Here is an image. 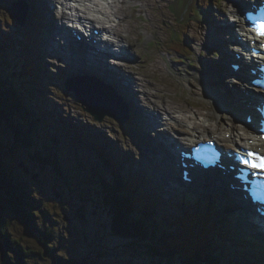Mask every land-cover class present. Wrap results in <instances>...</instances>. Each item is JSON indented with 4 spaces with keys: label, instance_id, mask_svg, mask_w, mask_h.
I'll list each match as a JSON object with an SVG mask.
<instances>
[{
    "label": "rangeland",
    "instance_id": "1",
    "mask_svg": "<svg viewBox=\"0 0 264 264\" xmlns=\"http://www.w3.org/2000/svg\"><path fill=\"white\" fill-rule=\"evenodd\" d=\"M32 1L33 4H35V1L37 2V0ZM50 1L58 8L59 5L57 0ZM205 1L207 0H198V3L201 7H204L206 4ZM16 2L15 0H0V26L2 20H8L9 18L12 20L16 18L18 22L23 20L28 24V19H23V10L19 11L14 7ZM170 2L174 3L172 6L173 13L171 14L168 10ZM231 2L232 0H218L220 8L217 13L221 14V17L218 15L217 17L222 23L234 20L231 16V12L236 9ZM192 3L193 0H189L188 2H185V0H113L110 5L104 7V5L99 4V0H96L94 7L97 9L88 7L87 9L83 8L81 11H77V14L91 18H97L95 11H98V9L108 13L104 20L97 19L98 23L95 22L94 25H105L109 20L113 19L114 16H118L122 19V24L120 23L115 27L116 34L120 36L122 40L131 44L132 50L130 53L135 55V59L128 58L123 64L119 65L118 70L124 75H130L129 70H131V76L135 82V87H133L135 89L134 96L136 102L142 106L160 110L159 118L163 122L162 124L166 126L160 125L158 128H164L163 130L160 129L162 132L167 130L166 133H168L170 137L176 135V127H183L186 129L185 127L188 128V126L192 128L193 124H197L200 127L203 126V118L206 116V118L210 119L208 124L212 127L209 131L214 130L217 123L212 121L213 115L216 113L219 104H225L223 102V95V100L218 93L215 98H211L206 89L211 81L217 80L208 75L211 62H215L220 58L217 55L219 50L216 49L213 44L218 40L216 37L211 38L208 32L211 30L209 29L210 22H205L206 20L201 22L191 21L185 26V23L179 24L174 20L179 19L180 22H182L184 18L186 21H188V19L198 20L201 17L199 8L195 5L196 3L191 6ZM215 3H217V0H212V2L208 4L209 6L204 7V10L215 13L216 9L212 6ZM28 7L31 8L29 0L27 6V10L29 11ZM13 10L15 11L16 17L12 16L11 12ZM90 10L94 11V13H90ZM20 14L21 17L19 16ZM54 14L55 11L52 15L53 23L57 22L58 24L59 20L54 19ZM20 24L22 25V22H20ZM221 30L220 39L224 40L226 35L223 31L224 29L221 28ZM43 31L45 39L42 44L44 45H34L40 65L47 70L45 71L46 73L41 71L42 77L45 80L44 86H46L48 90V95L43 101L49 97L52 104L69 108V115H71V118L79 120V122L75 121L77 125L86 122L87 124L85 127H87L88 123L93 119L87 110H97L99 106H96L94 101L87 103L81 102L79 105L84 109H79L81 108L79 105L77 107L72 104L75 100L73 94H71L69 98H63L62 94H64L65 91L57 84L58 78L66 77L69 79L70 76L77 77L79 74L76 68L80 63L77 61L75 62L73 59L69 58V56L59 58L58 56L63 52L61 50H52L50 46V44H54L52 41L54 32L50 29H45ZM180 31L182 35H179L178 32ZM178 37L181 39H178ZM181 40L186 44V47L192 49V56L185 57L186 59L191 58L192 61L183 60L185 65L175 62L178 60V57L168 46V43H171L174 47L178 48V43H180ZM67 50V52L71 53L70 49ZM182 52L187 54L185 49H182ZM21 53L23 54L24 52L21 51ZM188 64H191V66H188ZM100 74L99 72V75ZM222 77L226 78V75ZM226 80L227 78L222 80L224 84H227L225 82ZM224 84H221L220 81V88L222 86L226 87ZM130 88L129 86L123 90H127V92L130 93L132 92ZM222 90L223 88L221 91ZM53 92L56 93L55 96L51 95ZM213 92L215 93L216 90L214 89ZM36 97L41 100L40 96L36 95ZM131 98L132 97H129V102H131ZM173 102L176 105H182V107L169 109L168 105L173 104L176 106ZM41 104L44 107H49L45 102ZM26 105L28 106L27 103H25V106ZM57 112L58 114L60 113L63 118H67V113L63 108H58ZM96 113L102 121L97 122L94 120L99 127V129L94 127V132L100 137L97 139L90 137L91 141L102 147L105 151L109 150L110 146L103 145V142H105V140L112 142L111 145L115 144L116 147H114V149H117V153L119 155L122 154L124 158H130L131 156L129 154L132 153L133 157L131 158H135L133 163L137 165L136 167L134 164L133 166L130 165L129 170L124 168L123 171L125 173L122 172L121 175L124 174V176H126L127 170L131 172L137 171V169H144L143 163L146 154H144V148L140 144V138L146 141H152V139L147 136V134L145 137L141 136V132H144L142 128H140L138 135L135 128L129 130L127 127L110 119L113 117L115 120H119L114 114L113 109L96 111ZM134 113L137 112L134 111ZM106 114H109L110 117L106 116ZM231 117L232 115L229 110L221 115L224 122L225 119ZM185 119L189 120L185 121L186 123L182 122V120ZM121 120L123 122L124 118L121 117ZM43 123L46 124L44 119ZM56 124L60 129L62 124ZM118 126H122L124 129L120 130L117 128ZM41 127L44 129V133L50 132L44 128L43 124H41ZM191 132L192 131L189 130L188 134H192ZM4 135L8 138L9 142L13 139L12 134L7 128L3 136ZM204 136V133L199 135V137ZM182 138H184V135H182ZM83 139L86 140L84 142L85 144L89 142L87 137ZM185 142H187V140ZM64 143L65 144H62L64 150L59 158L65 160V166L62 167L64 172H61L59 175L51 172L48 168V166H55V159L53 156L49 157L43 153L41 157H36L34 154L30 155L24 148L17 147L16 157L11 159L6 150L0 149V156L4 163L8 165L10 162L13 165L14 175L20 177L24 183L31 188L32 195L30 196L33 197V205L31 198H29V200H23V204H25V206H23L24 213H27L29 209H33L35 211L33 215L34 222L50 236L46 240L42 235H39V230H35L33 235L28 234L29 230H27V227L23 223L26 221L23 220L22 222L13 215L10 211L11 207L5 203L8 199L12 202L13 206L15 203L17 207H20V201H18L17 198H12L10 195L8 197L5 193L0 194V200H5L0 201V264H66L64 262H69V260L72 259L73 260L70 261L69 264H84L81 261L82 259H85L87 264H159L161 261L166 260L168 255L164 253L159 243H154L152 239L147 238V235L143 234L142 236H137L135 233L132 237L130 232L127 233V229L126 234L124 231L120 232L116 230L120 228V225H125L126 220H124L123 213L120 212L122 218L117 216L120 224L113 228L112 217H114V214L103 203L101 191L98 187L102 189V193L106 197V200L111 203L112 199L106 190H118V194L120 195L122 189L127 187L128 183L124 182L123 184L119 176L116 178L114 175H111L109 170H107V166L97 159V155L95 154L96 151L93 153V150L87 146H76L73 138L65 139ZM117 143L120 145L118 146ZM57 147L61 150L60 146ZM113 152L115 151L113 150ZM40 158H43L42 160L45 162L44 165L40 163ZM138 160H140V162ZM118 161L121 163L119 156ZM126 163L128 162L126 161ZM20 166H24L27 170L25 171ZM67 169H69V176L71 175L72 180L70 189L65 186L63 179L58 178L60 175L64 176L67 174ZM90 169L91 171L86 173V171ZM146 171L147 170H145V172ZM138 172L140 173V171ZM85 176L89 181L96 184V187L91 186L88 181H83ZM60 180L62 183H60ZM117 182H120L121 185ZM158 182L159 180L157 179L156 186H158ZM201 185V182H198L196 185L199 191ZM88 187H90V190ZM205 187L206 184L202 187V197H199L195 187H179V185H176L173 194H169V191H167L166 196L163 194L162 198L158 197V200L161 198V201H172L178 191L181 195L187 193L190 195L187 197H190L189 199L192 200L193 203H197V205L201 206V212H205L207 217L212 216L216 224L219 223L221 219H223L222 222H224V217H227V214H219L218 220L212 214V210L206 206L208 203H206L204 199L207 195ZM161 189L165 193V189L160 187L159 190L161 192ZM138 191L139 190H137L136 194H133L135 197L141 196L142 192ZM192 191L195 193H192ZM6 192L9 193V190H6ZM27 192L28 189L25 187V191L18 192L17 194L27 195ZM195 197H198V199ZM29 202V205H32V207L28 206ZM96 202H98V204H95ZM160 203L159 200V204ZM39 204L42 205L45 211L44 213H41L42 210L40 212L37 211V206ZM132 204L134 206L137 205L136 202H132ZM1 205H4V207ZM93 206L95 207V213H91ZM160 207L157 209H160ZM165 210L169 217L173 216L174 220L184 219L183 213L185 211L183 208L180 209L176 207L175 211H173L174 213H168V208ZM133 211L134 210L130 208V215L128 214V216L132 217ZM192 211L197 212L193 209ZM229 213L230 215L232 214V212ZM231 218L234 222H229V227L233 228V226L235 227L239 222L235 214ZM195 227L196 225H193L191 232H187L191 241L188 242V248L183 251L186 253L189 260L195 250H200L201 253L206 256L212 255L211 252L206 253V246L203 244V242H206V238L202 234L197 236L193 230ZM2 230H6L11 242L10 245L4 242L2 238L4 235L1 234ZM230 234L233 236L232 233ZM147 239H149V241ZM137 240L140 242L139 245L138 242L137 245L134 244ZM88 241L89 246L86 244ZM85 244L86 247L83 249ZM211 245L215 249L223 250L224 256L229 254L224 247L219 246L218 242L214 241ZM88 248L92 250L90 259L87 255ZM214 253L216 254L215 251ZM95 255L97 257H95ZM60 258L63 261L60 260ZM177 258L181 262V259L179 257ZM177 263H179V261Z\"/></svg>",
    "mask_w": 264,
    "mask_h": 264
},
{
    "label": "trees",
    "instance_id": "2",
    "mask_svg": "<svg viewBox=\"0 0 264 264\" xmlns=\"http://www.w3.org/2000/svg\"><path fill=\"white\" fill-rule=\"evenodd\" d=\"M9 19L10 20H4L0 26V149L6 150L7 154L11 159L16 157L17 147H21V144L25 149H29L30 152H32V154H34V156L36 157H40V153L43 149L45 150V152H47V156H50V154H53L54 150H52V148L55 147V142H52V146L48 149L45 146V143L43 141V134L38 129L37 124L40 122V120H43V117H46V119L44 118V121L47 127H50L49 120L52 116L53 118H61L57 115L54 110L53 113L46 112L45 110H43V108L41 107V103H43L44 101L42 100H38L39 106L42 109L37 110V108H35V106L33 105L34 99L29 97V88L31 87V85L27 86L26 84H24L23 78L19 77V71H21V69L25 67V64L22 61L23 57L21 55V51H26L27 48H32L34 50V45L32 44L34 40L31 36L32 34H30V32H34V30L30 28H24V30L20 29L19 26L11 18ZM31 19L33 21V18ZM35 22L37 23L38 20L36 19ZM27 61L30 62L29 58H27ZM29 65L32 66V64ZM34 75L35 71H33V76ZM28 80L31 82L34 88L35 95L38 96L39 94L40 97L44 99V87H39L35 83L34 79ZM18 95H21L22 97H19ZM19 98H21V104L16 103V100ZM23 102L27 103L28 106H25ZM59 107L63 108L62 106ZM46 120L48 121L46 122ZM65 124L71 127L68 122H66ZM7 126L13 136V139L10 142L8 141V138L5 135L3 136V134H5L6 132ZM51 128L53 127L51 126ZM81 133L87 135V133L84 131H81ZM63 137L64 135L62 136V138ZM32 139H35L36 142H33ZM94 144L96 154L101 157V161L105 166H107V170H109V173L118 178V176H120V171H117L116 166L113 164L115 162L118 167H121V163L117 160V153L113 152L111 147H109V150L106 151L108 154L104 153L101 151V149L98 148L96 143ZM112 147L114 148L116 147V145L113 144ZM60 152L62 151L60 150ZM130 165L133 166V163H131ZM67 178L68 177H65V179ZM25 187L28 189L27 195L17 194L18 192L20 193L25 191ZM130 187L132 188L131 190L129 189ZM136 187L137 184L132 182L127 187L128 191L122 189V195L118 194V190H112L117 200H112L111 203L106 200V197L103 193L101 194L103 203L114 214V217H112L113 228L120 224L119 218L117 216H120L122 218L121 213H123L124 220H126L125 226L127 223V233L133 231L138 233V235L140 236L144 234L147 235V238L152 239L154 243L158 242L164 253L168 255L167 259L164 260L165 264H232L228 261L229 258L227 256H224L223 250L215 249L214 247H212L211 244L212 242H214L212 237L215 235V230L208 227L205 222L204 215H199L192 212L191 210H188L186 211L184 219H178L174 225H172L174 221H169V225L167 222L165 225L162 223V225L166 228L161 229V224L157 225L154 221L153 216H156L154 208L152 206L149 208H145V203H148L146 199L140 196L139 200H137V205L134 206L132 204V197L134 196L133 194H136L137 192ZM6 190H9V193L6 192ZM100 191L102 192V189H100ZM0 192V194L5 193L8 197L10 195L12 198H17L18 201H20V207H17L14 202L13 206L12 202L8 199L6 201L2 199L0 200L5 201V203H7L8 206L11 207L13 215L19 218L22 222L23 220L26 221L23 223L27 227V230H29L28 234L33 235L35 230H39V235H42L46 240L50 237L47 232L39 228L38 225L34 222L33 215L35 211L33 209H29L27 213H24L25 211L23 210V206H25V204H23V200H29V198H31V202L33 205V197L30 196L32 195L31 188L27 184H25L20 177L14 175L13 165L10 162L8 163V165H6L1 156ZM106 192L108 191L106 190ZM189 198L190 197L186 198L187 205L191 204V200ZM29 204L30 202L28 203V206L32 207V205ZM176 206L180 208L181 204ZM130 208L134 210L132 213V217L128 216V214L130 215ZM37 211H41V213L45 212L41 204L37 206ZM127 216L129 221L127 220ZM193 225H196V227L193 229L194 233L197 236L202 234L206 238V242H203V244L206 246L205 251L206 253L211 252L212 255L206 256L202 254L200 250H195L189 260L186 256V253L183 252L188 248V242L191 241V239L188 237L187 232H191ZM119 227L120 228L115 229L120 232L124 231V233L126 234V230H122L124 226L120 225ZM155 229H158V233H156ZM1 234L4 235L2 236L4 242L7 245H10L11 242L9 240L6 230H2ZM217 237L222 241L225 240V237L222 235H218ZM147 240L149 241V239ZM137 242L139 245L140 242L138 240L135 241L134 244L137 245ZM88 243L89 241L86 242V244ZM86 244L83 249H85ZM235 245L237 244L234 243L233 246ZM245 247L248 246L246 245ZM254 249L257 252L255 260L262 261L264 253L261 246L259 245ZM214 251L216 252V254L214 253ZM91 252L92 250L88 248L87 255L89 259L90 255H92ZM175 253H180L182 255L179 256L181 257V262L177 258ZM172 256L173 258L176 257L177 259H172ZM95 257L97 256L95 255ZM60 260L62 259L60 258ZM72 260H69V262ZM81 261L84 264H87L85 259H82ZM178 261L179 263H177ZM69 262L64 263L69 264ZM162 262L163 261H161L160 263L162 264ZM233 263L244 264L239 263L238 259L237 261L233 260Z\"/></svg>",
    "mask_w": 264,
    "mask_h": 264
},
{
    "label": "bare ground",
    "instance_id": "3",
    "mask_svg": "<svg viewBox=\"0 0 264 264\" xmlns=\"http://www.w3.org/2000/svg\"><path fill=\"white\" fill-rule=\"evenodd\" d=\"M19 2H20V6L18 7L17 6V3H15L14 4V7L15 8H21V9H23L24 10V7L22 6V2H23V0H18ZM56 1V0H55ZM69 1H71V0H69ZM86 1H89V0H86ZM100 1L101 0H99V4H102V3H100ZM236 0H234L233 1V3L234 4H236V2H235ZM104 2H106V0H104ZM114 3V2H113ZM124 3V2H123ZM5 5V4H4ZM74 6H75V2H70L69 4H67L66 6H61L64 10H71L72 12H74L76 9H74ZM104 7H106V6H104ZM96 8V7H95ZM89 9H91V8H89ZM85 11V10H84ZM122 11V10H121ZM90 12H93V11H90ZM205 13H206V17H207V19H208V21L210 22V23H212L214 20L216 21V23H220V20H218V17H217V15L215 14V13H211V12H208V11H205ZM232 13V15H233V18L235 19V21H237V18L238 19H240L241 17H240V12H238V11H232L231 12ZM121 14V13H120ZM82 19L83 20H85V21H91V22H95V20L94 19H92V18H90V17H87V16H84V17H82ZM121 23V22H120ZM229 24H230V26L232 27V29L234 28V29H238V30H240L241 32H245L244 31V29H243V24H242V22L240 21V25L238 24V22H236L234 25H232V23L231 22H228ZM122 24V23H121ZM101 29L104 31L105 30V28L104 27H101ZM210 29V28H209ZM224 30L223 31H227V29L228 28H223ZM217 40H218V38H217ZM234 40V39H233ZM60 41L62 42V41H64V39L63 38H60ZM237 44H238V42L236 41V40H234ZM215 46H218V41H215L214 43H213ZM239 45V44H238ZM233 47L235 48V45L233 44ZM239 47L241 48V50H243L244 51V49L239 45ZM172 51V50H171ZM121 52H124V55L122 56V57H126V58H130V59H135V55H133V54H131L126 48L125 49H123V47H121ZM163 53V52H162ZM173 55V54H172ZM225 56V55H224ZM223 56V60H224V57ZM244 56H246L247 57V55H244ZM165 57V56H164ZM46 59V58H45ZM226 61H228L229 60V57H228V54H226ZM138 60V59H137ZM165 60V59H164ZM165 62V61H164ZM155 63V62H154ZM75 68H76V66H75ZM155 69V68H154ZM73 71V70H72ZM214 73H216V69H213L212 70ZM224 72H225V70H224ZM235 74H237V75H239L240 73H235ZM244 77H248V75L247 74H245L244 75ZM124 80H125V82H127V83H129L130 85H131V83H132V80H131V78H129V77H125L124 78ZM145 81V80H144ZM54 83V82H53ZM25 84L27 85V86H29V85H31V87L29 88V97L30 98H33L34 100H33V105L35 106V108H37V110L38 109H42L40 106H39V102H38V100H40V98H38V97H36V95H35V92H34V88H33V86H32V84H31V82L26 78L25 79ZM51 84V83H50ZM240 84V86L242 87V89H237V87H236V91H240V90H242V91H240V92H244V93H246L247 95L245 96L246 98H249V97H254V101H252V100H246V101H243L242 102V95H235L234 97H233V99L234 100H231V98H230V96L228 95V93L226 92V91H224V90H222L221 91V89L222 88H220V85H219V83L217 82V81H215L213 84H211L210 86H209V95L211 96V97H213V98H215L216 96H217V93L219 94V96H220V98L222 99V95H223V102H225V104L226 105H228L232 110H239V109H243V110H248V112H251L252 111V107H253V102H259L258 101V98L259 97H257V92L256 91H252L251 93H252V95L250 94V93H248V91H247V87L244 85V84H242V83H239ZM53 85V84H52ZM55 85V84H54ZM148 85V84H147ZM174 86V85H173ZM231 86V85H230ZM126 87H129V86H125V87H123V89H125ZM135 87V86H134ZM214 89L216 90V92L214 93L213 91H214ZM124 91H126L127 92V90H124ZM130 91H133V89L132 88H130ZM51 95H53V96H55L56 95V93H51ZM226 97V98H225ZM58 98H59V96H58ZM44 102H45V104H47L49 107L48 108H54V110L57 112V109L58 108H60V107H58V106H56V105H54V104H52L51 103V101H50V99H49V97L47 98V99H45L44 100ZM174 103V102H173ZM23 104L25 105V103L23 102ZM150 104V103H149ZM175 104V103H174ZM176 105V104H175ZM43 106V105H42ZM44 107V106H43ZM89 107V106H88ZM179 107H182V105H176V106H174L173 104H171V105H168V108L169 109H174V108H179ZM163 108V107H162ZM227 110H228V108L224 105V104H219L218 105V108H217V110H216V113L213 115V118H212V121H214L215 123H217V125L215 126V129L212 131V132H214L215 134H218L220 137H222L223 135H225V133H231V138H232V143L235 145V146H237V147H240V146H244V145H246V141H247V139H255V136H254V134L251 132V128H250V126H248L246 123H240L239 124V120L241 121L242 119L239 117L238 119H236V118H232L233 119V121H231V120H229V122L227 123V124H225V122H224V120H222V118H221V115L223 114V112H227ZM58 113V112H57ZM108 113V112H107ZM104 115V114H103ZM198 115V114H197ZM91 116V115H90ZM106 116H108V117H110V115L109 114H106ZM207 117V116H206ZM206 117H204L203 118V120H204V123H203V126H198L197 124H193V126H192V128L191 129H189V128H187V129H184L183 127H176L175 128V133L177 134V135H180V138H178V140H179V143H178V141H177V138L176 137H170V135H168V133H166V132H161L165 137H163L165 140H166V142L167 143H169L170 144V146L171 147H173V148H176L177 146H181V145H184V143L183 142H185L186 141V139H187V136H191V134H188L189 133V130H191L192 132V134L193 133H200V132H203V133H206L209 129H211L212 127H211V125L210 124H208L209 122H210V119L209 118H206ZM46 119V117H43V119ZM68 118V117H67ZM65 119V118H64ZM220 119V120H219ZM189 119H185V120H182V122H185V121H188ZM46 121H48V120H46ZM153 121L155 122V124H156V126L158 127L159 126V121H158V119H154L153 118ZM49 122H50V120H49ZM51 123V122H50ZM206 124H208V125H206ZM169 127H170V125H169ZM172 127V126H171ZM150 129L151 130H154L153 129V126H151L150 125ZM161 128H159V130H160ZM63 136V132H62V129L60 128V131H59V137L60 136ZM182 135H187L186 137H184V138H182ZM61 136V137H62ZM90 137L91 138H94L93 136H91V135H89L88 137H87V139L89 140V142H87L88 143V145H89V147L93 150V152H95V144H94V142L93 141H91V139H90ZM95 139V138H94ZM205 140H208V139H205ZM63 141H64V137L63 138H61V140H60V147H61V150H62V152H60L61 154L63 153V150H64V148H63ZM117 145L119 146L120 144H118L117 143ZM147 145V144H146ZM98 146V148L99 149H101V151L102 152H104V153H107L102 147H100L99 145H97ZM224 146H226V147H229V145L228 144H226V145H224ZM147 149H149V151H150V148H149V146L147 145ZM144 153V152H143ZM108 154V153H107ZM137 154V153H136ZM145 154V153H144ZM143 154V155H144ZM131 157H133V155H132V153H130L129 154ZM130 157V159H131V163H133L135 160H134V158H131ZM142 159V158H141ZM156 159V158H155ZM173 159H174V163H178V161H177V159L175 158V157H173ZM118 160V159H117ZM144 160V159H143ZM139 162H140V160H138ZM139 162H136V163H139ZM115 166H116V168H117V171L119 170L120 172H119V174H120V176H121V174H122V172L123 173H125L124 171H123V167L121 166V167H118V165L114 162L113 163ZM134 165H135V167H136V165L137 164H135V163H133ZM121 165V164H120ZM161 165H163L162 163H160V167H161ZM48 168L51 170V172H54V173H56V171H58V169L57 168H53V167H51V166H48ZM69 168V167H68ZM70 169V168H69ZM69 169H67V174H65L64 176H62V175H60V176H58V178L59 179H63V181H64V183H65V186L68 188V189H70V185L72 186V184H70V183H72V180H71V175L69 176ZM88 171H91V169L90 170H87L86 171V173L88 172ZM152 172V171H151ZM157 172H159V171H157ZM165 173H163V175H165V176H167V175H169V174H175V178H176V182H177V184L178 185H180L179 187H184L185 185L184 184H182V182H180V180H179V178L177 177V175H178V173L179 172H181V169H177L176 168V171L174 170V169H172V165H168V166H166V168H165V171H164ZM85 173V174H86ZM126 174H128L131 178H132V180H133V183H136L137 184V178H138V176L137 175H140V173L138 172V171H126ZM65 177H68L67 179H65ZM192 180L193 181H198L199 179H196V177H192ZM212 180L215 182V186H218V187H215V186H210L209 185V183L208 184H206V187H205V189H207L209 186H210V188L208 189V194L205 196V202L206 203H208V205H206V206H208L211 210H214V211H216V212H218L219 210L218 209H216L215 207H219V204H218V201H222V205L223 206H227V204H228V200H226L225 198H224V196H221L220 195V192L222 191V187L221 188H219L220 187V184H221V177L220 176H217L216 177V179L214 178L213 179V177H212ZM83 181H88V183L89 184H91V186H94V187H96V184H94V183H92L91 181H89L88 179H87V177L85 176V179L83 180ZM159 182H160V185H163V187L164 186H168V185H172L173 184V181H167V180H165L164 178H162L161 176H160V179H159ZM60 183H62V181L60 180ZM138 185V184H137ZM195 186H196V184H194ZM202 187H203V184L200 186V191L198 190L197 191V194L199 195V197H202ZM214 188H216V189H214ZM88 189L90 190V187H88ZM98 189L100 190L101 188L100 187H98ZM130 190L132 189L131 187L129 188ZM136 190H137V187H136ZM168 191H169V194H173L174 192H175V190L174 189H168ZM139 192V191H138ZM137 193V192H136ZM101 194H102V192H101ZM165 194V193H164ZM179 194H181L179 191L176 193V195H179ZM146 198L148 199V195L146 196ZM137 200H139V197H135V196H133L132 197V202H136L137 203ZM216 200V201H215ZM145 202H146V200H145ZM185 202V201H184ZM149 205H147L145 208H149V207H153L154 208V212L156 211V213H155V217H156V224L158 225V224H161V229H165L166 227L165 226H163L162 225V223L165 225L166 224V222L168 223V225H169V216L167 215V213L166 212H164V210L160 207L161 205L158 203V202H155V203H148ZM2 207H4V205H2ZM160 207V209H157V208H159ZM157 209V210H156ZM11 212H13L12 210H10ZM168 212V211H167ZM169 213V212H168ZM174 213V212H173ZM155 231H156V233H158V229H155ZM175 255L177 256V257H179V256H182L180 253H175ZM176 257H174L173 258V256H172V259H175ZM180 259H181V257H179ZM177 259V258H176ZM164 262V261H163ZM162 262V264H165V262L163 263Z\"/></svg>",
    "mask_w": 264,
    "mask_h": 264
},
{
    "label": "snow or ice",
    "instance_id": "4",
    "mask_svg": "<svg viewBox=\"0 0 264 264\" xmlns=\"http://www.w3.org/2000/svg\"><path fill=\"white\" fill-rule=\"evenodd\" d=\"M264 27V26H262ZM261 34H264V32H262ZM253 168H258L260 170H264V162H262L261 164L259 165H252Z\"/></svg>",
    "mask_w": 264,
    "mask_h": 264
},
{
    "label": "water",
    "instance_id": "5",
    "mask_svg": "<svg viewBox=\"0 0 264 264\" xmlns=\"http://www.w3.org/2000/svg\"><path fill=\"white\" fill-rule=\"evenodd\" d=\"M12 14L14 17H16L15 11H12ZM21 17V14L19 15ZM23 19H25V14H23ZM20 22H23V20H20ZM1 247V246H0Z\"/></svg>",
    "mask_w": 264,
    "mask_h": 264
}]
</instances>
